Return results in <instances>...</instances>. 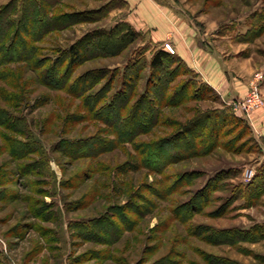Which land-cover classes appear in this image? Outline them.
I'll return each instance as SVG.
<instances>
[{
    "label": "rangeland",
    "instance_id": "374dc122",
    "mask_svg": "<svg viewBox=\"0 0 264 264\" xmlns=\"http://www.w3.org/2000/svg\"><path fill=\"white\" fill-rule=\"evenodd\" d=\"M155 1L189 23L190 64L177 48L153 70L169 40L142 33L109 56L94 44L50 86L39 60L86 35L103 43L125 19L113 0H66L63 12H111L37 43L35 62L0 66V264H264V149L243 123L254 132L264 113V0ZM207 64L244 94L212 86ZM255 81L260 105L244 114Z\"/></svg>",
    "mask_w": 264,
    "mask_h": 264
},
{
    "label": "trees",
    "instance_id": "16d2710c",
    "mask_svg": "<svg viewBox=\"0 0 264 264\" xmlns=\"http://www.w3.org/2000/svg\"><path fill=\"white\" fill-rule=\"evenodd\" d=\"M65 1L14 0L0 9V66L22 61L35 62L38 49L34 45L37 43L42 42L54 33L68 29L76 23L101 21L111 12V10L106 11L104 7L97 10V15L93 18L87 17L86 13H67L61 10ZM115 1L120 3L122 8L126 7L123 0H113V3ZM112 9H116V7ZM142 36L141 32L136 31L124 19L123 22L116 24L110 30L99 31L97 37L103 43L99 41L96 43L95 39L97 38L95 36L86 35L55 60H42L43 63L39 60L37 65L44 67V81L54 88H59L63 86L64 82H69L78 68L88 60V52L94 44L102 50V55L109 56L119 48L126 49L136 43ZM115 48L116 51H113ZM175 57L176 55H170L164 50H157L151 59L150 67L153 70H162L166 68V63L175 59ZM159 81L165 83L164 78H159ZM78 85L80 84L75 86L76 90ZM96 96L94 97L96 98ZM243 121L250 130L253 140L263 148V141L256 140L249 123L246 120ZM181 133L185 134L186 131L184 130ZM188 135L192 136V131L189 130Z\"/></svg>",
    "mask_w": 264,
    "mask_h": 264
},
{
    "label": "crops",
    "instance_id": "0c3cea01",
    "mask_svg": "<svg viewBox=\"0 0 264 264\" xmlns=\"http://www.w3.org/2000/svg\"><path fill=\"white\" fill-rule=\"evenodd\" d=\"M126 4L124 18L132 27L145 35H147L151 41L162 43L165 40H169L173 43L176 50L177 48L183 52V58L186 63L190 64L193 60L192 44L195 43V38L192 37L193 31L189 23H183V21L173 14H168L164 11L163 7L159 5L155 0H123ZM176 18V19H175ZM180 30H179V29ZM184 43V47L181 46ZM178 53V51H177ZM194 61V60H193ZM195 63V62H194ZM197 63H195L196 65ZM196 67H198L196 65ZM201 67V66H200ZM197 71H203L206 74V80L212 85H217L221 88L228 87L229 92L236 95H243L244 88L238 84L235 77L230 74L222 72V68L216 65H205L201 70L197 68ZM216 85H215V84ZM240 85V86H239ZM256 119L252 120L254 126L255 137L260 141H263L264 149V128L261 130L260 125L264 122V113H259Z\"/></svg>",
    "mask_w": 264,
    "mask_h": 264
},
{
    "label": "built area",
    "instance_id": "2783aa9c",
    "mask_svg": "<svg viewBox=\"0 0 264 264\" xmlns=\"http://www.w3.org/2000/svg\"><path fill=\"white\" fill-rule=\"evenodd\" d=\"M163 50L170 55H176L177 54V50H176L175 46L170 41H167L164 43ZM256 81H258V80H256ZM256 81L253 84V85H255L256 88L255 87L253 88V91L251 92V94L248 98V102H247L248 106H246V105L242 106V111L244 112V114H248V111H249L248 108H250L251 106L260 105V94H259L258 89H257L258 85L256 84ZM253 174H254V172L252 170H248V174H247L248 180L252 179ZM0 245L2 246L3 252L7 253L8 252L7 245L1 238H0Z\"/></svg>",
    "mask_w": 264,
    "mask_h": 264
}]
</instances>
